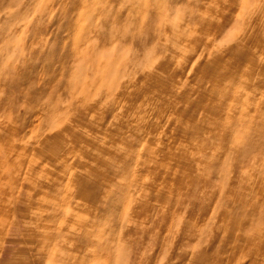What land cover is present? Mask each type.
Instances as JSON below:
<instances>
[{"label":"rangeland","instance_id":"obj_1","mask_svg":"<svg viewBox=\"0 0 264 264\" xmlns=\"http://www.w3.org/2000/svg\"><path fill=\"white\" fill-rule=\"evenodd\" d=\"M0 264H264V0H0Z\"/></svg>","mask_w":264,"mask_h":264}]
</instances>
